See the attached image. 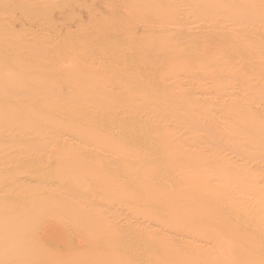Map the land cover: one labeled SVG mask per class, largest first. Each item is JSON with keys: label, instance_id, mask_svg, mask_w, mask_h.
<instances>
[{"label": "rangeland", "instance_id": "374dc122", "mask_svg": "<svg viewBox=\"0 0 264 264\" xmlns=\"http://www.w3.org/2000/svg\"><path fill=\"white\" fill-rule=\"evenodd\" d=\"M27 1H24L22 8L12 7L1 15L5 24H16L23 31H15L16 35L11 32L9 34L13 35H8L9 38L0 37V40L8 41L15 36L20 40L22 32L28 31L34 33L36 39L45 38L42 41L49 46L57 32L63 31V26H66L70 34L64 31L62 34L67 37L61 41L81 47L91 38L85 34V37L80 36L75 33L76 29L85 33L88 28L93 30V25L99 22L103 24L105 18H111L103 1L117 5L120 18L125 8L134 14L135 17L129 14L128 18L122 19L125 24L129 20L140 23L143 20L149 25L155 23V26H162L160 24L167 21L188 22L185 28L171 24L163 35L174 38L178 49L190 45H193L194 51L208 48L209 56L197 64V71L193 69L191 73L187 70L191 74L180 76L179 84L188 83L191 79L196 83L200 78H206V98L221 101L229 100L230 96L219 98L213 95L217 88H223L229 94L233 89L239 91L234 97L238 101L233 108V111L240 113L239 117L250 110H264V90L260 87L264 85V0H146L156 4L167 1L170 10L164 8L162 11H152L147 4L137 5L130 0L126 7H122V0H100L102 3L99 5L95 0ZM47 7L52 10L49 11ZM57 7L67 9L66 17L61 22L57 21L58 12L54 14ZM26 10L35 14L34 17L26 15ZM170 11L173 14L175 11V14L171 15ZM69 14L74 15L68 18ZM26 20L28 23L24 22ZM22 21L24 24H21ZM138 31L134 29L133 33ZM241 31L246 38L249 37L246 39L249 46L246 44L243 54L236 55L235 49L232 51L228 45V49L225 47V41ZM84 49L83 46L79 51ZM221 49L229 50L238 60L231 58V63H220L227 71L235 68L237 72L219 79V68L209 70L208 66L213 52L221 53ZM36 52L24 58L42 60L44 56ZM57 53L55 63L58 69L64 68L70 57ZM245 53L250 55L246 57ZM150 55L153 56L152 53ZM24 58L9 56L2 58L0 64L11 69H26L29 66L23 64ZM135 58L141 59V55ZM81 59L79 64L90 61L83 55ZM95 64L96 70H99L104 63ZM44 72L41 70V73ZM38 74L36 77L33 73L28 75L19 82L16 91L10 89L0 94V99L6 100L4 113L25 114L27 118L21 119L23 122L18 125L17 120L4 122L0 116V124L20 128L18 132H7L0 138V264H264L263 259L260 261L259 256L255 257L256 254L250 260L242 255L247 261L236 259L235 252L241 249L224 250L210 240L213 238L221 243L228 241L241 231V227L252 234V225L264 228V199L260 194L264 191V173L256 171L260 168L264 170V147L257 144L263 139L264 146L262 130L259 136L253 138V143L259 145L258 148L254 144L258 148L256 150L261 148V153L252 151L254 146L249 143L247 146L252 149L244 146L237 151L223 138L228 131L222 125L225 120L218 119L217 124L222 126L219 132L207 130L202 125L193 129L192 114L181 106L178 110L158 113L159 119L164 122H157L156 126L166 128L165 132H153L140 125L135 117L127 116L113 121L111 127L112 131L121 128L124 132L120 135L122 140L112 138V133L106 139L100 136L81 139L82 131L77 125L87 126L90 123L84 119L75 123L70 115L82 106L85 98L75 99L73 103L66 100L71 91L68 75L58 79L65 99L55 108L33 99L30 91L18 92L17 89L26 86V83L42 80L37 78L42 76ZM106 74L110 75L109 70ZM145 74L151 77L155 73ZM145 74H138V77L142 78ZM86 78L79 80L85 81ZM181 86H169L166 81L160 90L152 93L151 102L154 103L159 97L161 107L168 102L180 106L183 100L177 96L179 89L188 87ZM48 93L45 95L48 96ZM189 93L194 100L200 96L195 90ZM141 94L147 96L142 85L127 86L123 95L111 101V110H118L127 99ZM105 96L100 95L101 98ZM33 117L37 119L35 122H32ZM104 123L98 127L102 126L103 129L108 126V123ZM253 130H243L241 138ZM159 134L166 136L167 144L160 140ZM194 134L206 137L225 153L232 155L231 152L235 151L232 157L244 158L247 149L252 151L251 154L256 153L255 157H261L253 159L246 156L253 170L248 176H241L236 170L221 165L225 154L214 155L212 148L200 153L199 145L192 148L189 139ZM164 146L168 153L163 155L161 149ZM257 163L259 168L255 166ZM256 174L261 178L258 179V191L244 190L247 200L240 203L242 191L236 178L243 180L242 183L255 185L251 179ZM25 176L41 182L30 185L28 182L24 185L17 183L19 178ZM217 179L220 180L218 188L209 193L210 182L217 183ZM192 242L197 244L193 246ZM66 255H69L68 258L63 259Z\"/></svg>", "mask_w": 264, "mask_h": 264}, {"label": "bare ground", "instance_id": "6f19581e", "mask_svg": "<svg viewBox=\"0 0 264 264\" xmlns=\"http://www.w3.org/2000/svg\"><path fill=\"white\" fill-rule=\"evenodd\" d=\"M24 1L26 2L27 0H8V1L0 0V37L1 38L7 39L8 35H13L9 33L14 32L16 35L15 31H23L22 28L21 29L19 28V26L18 27L15 26L16 24H13V23L9 25L5 24L6 21L4 22L1 20V17H2L1 15L5 10L10 9L12 7L22 8L23 3L25 4ZM122 1H123L122 2L123 4L121 3L122 7H126V5H129L128 0H122ZM213 1L214 0H210V2H213ZM27 2H30V1H27ZM103 2H105L104 6L108 7L107 9L111 14V18L110 17L108 19L105 18L102 22L103 24L99 22L98 25H93L94 26L93 30H89L88 28L86 29V31L87 30L88 31L85 33L83 31L81 32V29H76L75 33L79 34L80 36H84L85 34L87 35L86 37L91 38L89 42L85 43L81 47L72 45V44H67L66 41H61V39L67 37L66 35L62 34L64 33V31L66 32V34H70L67 32L66 26L65 27L63 26L64 28L63 31L57 32L58 35L55 36L54 41L52 40L50 42L49 46L45 44L47 42L42 41L43 39H45L43 38V36H42L43 39L41 38L36 39V36L34 35V33L28 32V31L22 32V36L20 40H17L16 38L18 37H16L15 35H14L15 37H13L12 39L8 41H6L5 39H3L2 41L1 39L0 40V60L2 58L9 57V56L10 57L21 56L24 58L26 56H29L31 52H36V51L39 54L43 55L44 58L42 60L39 58H35V59L32 58V60L28 59V57L24 58L23 64L25 66H29L26 69H14V68L11 69L8 66H4L0 64V94L10 89L11 90L15 89L16 91V87L18 86L19 82H21L23 79H25L28 75L32 73L33 75H35L34 77H36V75L39 73L42 76H38L37 78L40 77L42 78V80L40 81L34 80V82L33 81L28 82L25 84L26 86H21L17 90L18 92L19 91H27V92L30 91L31 97L33 99H35L36 101H40V102L42 101L46 104L48 103L50 106H53L55 108V105L60 104V102L62 103V99H65L64 95L61 94L63 90H62V85L58 81V79L60 78V76H63L65 74L68 75L69 76L68 85L69 84L71 85V88H70L71 91H69L66 100H70V103H73L75 99H79L81 97L85 98V102L83 103L84 105L82 104L81 107L76 108L77 110L75 112H71V115H70L71 121L75 123L79 122V120H82V119L90 123V125H87V126H84L81 124L77 125L78 129L82 131L81 139L83 138L91 139L97 136L105 137L106 139L108 138L109 134L112 133V138L122 140L120 135H122L124 132L121 131V128L118 127L117 131H114V130L112 131L111 127L113 125V121L118 120L120 118L123 119L127 116L135 117V119H138L140 125H142L144 128L151 129L153 132H159V131L165 132L166 128L162 129L161 125L156 126L157 122L159 124L164 122V120L159 119L158 113L160 111L168 112L170 110H178L179 107L181 106L185 107L187 111L189 112V114H192L193 116L192 128L193 129H196L195 127L197 125H202L207 130L214 129V130H217V132H219V130L222 129V126L221 124H217L219 122L218 119L225 120L224 122H222L223 123L222 125L226 127L228 131H227V135L224 136L223 138L237 151H241L244 146L248 145L247 143L251 144V146L252 145L254 146L256 142L253 143V141H255V139L253 140V138L259 136L260 130L263 131V135H264V110L263 111L262 110H250L247 113H245L242 117L238 116L240 115L239 112L233 111L234 105L238 101L234 97L239 94V91H236L235 89H233L231 94H229L223 88H217L212 93L213 95H216L219 98L230 96L229 100L221 101L219 99L206 98V93L208 90V86L205 82L206 78L205 79L200 78L196 83H194L193 80L190 78L191 80L188 83L179 84L180 76L186 77L187 74H189L190 72L193 73L192 72L193 69H194V72L197 71V64L201 62L205 58V56H209L208 55L209 53L207 51L208 48H206V46H205L206 49L200 48L199 50L196 49L197 51H194V49H192L193 45L192 47L190 45V47L187 46V47H182L178 49L176 46V40L174 38L172 37L166 38L163 35V33H165L166 29L171 24L172 25L178 24L181 27L185 28V26L187 25L186 23L188 22L180 21L177 23H171L167 21V22H162L160 24L162 26H155V23L154 25L152 24L149 25L148 23H144L145 21L143 22V20L141 21V23L135 22L136 20L134 22L129 20L127 21V24H125L122 19H125L127 15L131 14L130 11L127 8L125 9H127L128 11L127 10L125 11V9H123L124 12L120 18L117 13V8H118L117 5H114L111 2H106V1H103ZM113 2L115 3V1ZM130 2L131 3L134 2L137 5L147 4V6H150V8H152L151 9L152 11H157L159 9L162 11V9L164 8L165 10H168V9L170 10V6L167 4V1L163 3H159V4L150 3L146 0H130ZM95 3L96 4L98 3L99 5L102 2L100 0H98V2L97 0H95ZM35 6L37 7V3L35 4ZM135 7L136 9L139 10L138 6H135ZM41 8H43V6H41ZM57 8H56L57 10L56 11L54 10L55 12L54 11L53 12L54 14L58 12V14L56 15H58L59 20L57 21L61 22L62 19L66 17L65 11H67V9L65 7H57ZM50 10L52 9L50 8L49 11ZM29 11H27L25 14L33 18L35 14ZM80 11H79V14H81ZM173 12L175 14V11ZM174 14L171 13V15H174ZM73 15L74 14H69L68 18L73 17ZM86 17H87V14H86ZM51 18L53 17H50V19ZM204 19L205 18H203L202 21H204ZM24 22L28 23L27 20ZM24 22L22 21V23L21 22L20 23L24 24ZM134 29H138L139 31L137 33H133ZM234 29L235 28H233V30ZM246 32H249V31L247 30ZM45 37L47 36L45 35ZM232 37L233 38L231 40L228 39L227 41H225L226 42L225 47H227L226 45H228L229 50L235 49L236 55L241 54V53L243 54V50L246 49L247 47V46L245 47V45L247 44L246 39H248L249 37L246 38L243 35L242 31L239 33L235 32V35H232ZM80 38L81 37H79V39ZM260 38L261 37L259 36V39ZM252 40L253 39H251V41ZM4 41L6 42L3 43ZM101 41H107L111 44H104V42H101ZM83 46L85 49L82 51H79ZM202 46H203V43H202ZM223 47L224 46H222L221 48ZM135 48L137 49L135 50ZM229 50L221 49V53H217L218 51H220L218 49L217 52L216 50L215 52L212 51L213 56L212 57L210 56L212 58V61L209 64L208 69L210 70L211 68H214V69L219 68V71H218L219 79H222L225 76H228L230 74L237 72L235 68L231 71H227V69L224 68L222 64H220V63H223V64L231 63V58L238 60L236 56L235 57L232 56ZM57 52L61 53L62 55L64 54V56L66 57L67 56L70 57V58H67V62H66L67 65H65L66 67L64 66V68L58 69L57 64L55 63V61H57L58 59L56 58V54H55ZM79 52L80 54L85 56L87 59H90V61L85 62V60L83 59L84 60L83 62L85 63L79 64L80 59L82 58V55H80ZM189 52L191 53L187 54ZM150 53H152L153 56L150 55ZM248 53L247 54L245 53L246 57L250 55ZM138 55H141V59L135 58ZM188 56L189 57L192 56L191 59H188L189 58ZM216 56H218V58ZM52 60H53V63H52ZM96 62H98L99 65L104 63L108 66H105L104 64H102L101 68L99 70H96V64H95ZM64 63H65V60H64ZM94 69L96 71H94ZM180 69L183 71H181ZM41 70H45L46 73L45 72L41 73ZM107 70H109L110 75L106 74ZM187 70L190 72L188 73ZM153 72L155 74L158 73L157 76L155 74H152V76L150 77L145 74V73H153ZM138 74L139 75L145 74L146 76L141 75L143 76L141 78V77H138ZM82 77H87V78L85 81L79 80ZM166 81L169 82V86H181L182 85L181 88L183 86H188L187 89H182V90L179 89L177 96L183 100L180 106L175 102H168V103H165L164 106L161 107L160 102H159V97L158 99H156L154 103L151 102L152 93L156 90H160ZM129 85L130 86L142 85L145 89V92L147 93V96L141 94V95H137L136 97H131L127 99L120 106L118 110H111V106H110L111 101L114 98H118L121 95H123L124 91ZM47 86L49 87V89L47 88ZM260 87L262 90H264V85H261ZM99 89H102V91H99ZM46 90L51 91L49 93L47 92L49 94L48 96L45 95L47 94L45 92ZM194 90L198 94H200V96L199 95L198 97L196 96L197 98H195V100L189 96L190 94L189 92L192 93V91ZM66 94L67 92L65 93V95ZM95 94H98V95L95 96ZM101 94H104L106 96L104 98H101L100 97ZM5 103H6V100L4 98H1L0 99V116L2 117V121L9 122V121L17 120V124L20 125L23 122V120L21 119H27L25 114L21 116L20 114L13 115L9 113H4L3 106ZM60 111H62V106H61ZM36 120L37 119L35 117L32 118V122H35ZM104 122L108 123V126L104 127L103 129H101L102 126L99 128L98 127L99 124L100 123L101 125L102 123L105 124ZM19 129H20L19 126L14 127V128L12 127L9 128L3 124H0V138L2 137V135L4 136V134L7 132L14 131L15 133V132H18ZM247 129H254V130L252 133L245 135L244 137L241 138V136L244 135L243 130H247ZM159 138L161 141L167 144V138L166 136H164V134H161V135L159 134ZM75 140L78 141L79 139L75 138ZM154 142H156V140ZM189 142H191L190 145L192 148L199 145L198 152L200 153L204 152L206 148L208 149L212 148L211 151H215L214 155L225 154L223 155V161L221 165L224 168L236 170L238 173H240L241 176H248V173H251V171L253 170L252 166L250 165L251 162L247 160V157L249 158L254 157L253 159H256L259 157V156L255 157L256 153L251 154L250 152L257 151L256 149L259 148V145L257 144H261L262 148L264 147L263 139H262V142L255 144L256 146H258V148L254 146V148L252 147L254 150L250 151V149L252 148L247 146V148H250V149L249 150L247 149L246 152L244 153L245 157L239 158L237 156L238 158H236V157H232L233 153H236L235 151L231 152L232 155H230L229 153H225V151L211 144L207 140V138L204 136L194 134L192 138L189 139ZM201 146H204V147H201ZM260 150H258L259 152L257 151V153H261ZM167 153H168V149L166 146H164V148L161 149V154L164 155ZM255 166H257L258 168L260 167L259 163H257ZM258 170L263 171L264 173V170H261V168L256 169V171ZM258 174H256L251 179L253 182H255V185H251L248 183H242L243 180L236 178V180L239 182L238 188L240 189V191H242L241 197L239 198L240 203L241 201L247 200V198L244 197L246 195L243 194L244 190L247 189L248 191H258L259 180L261 179L259 178ZM17 181H19L17 183L23 184V185L26 184L27 182L29 183V185L30 184H40L41 182L39 179H33V178H30L29 176H25L24 178H19ZM215 181L217 183L210 182L212 186L209 190V193H212L215 189L218 188L219 186L218 184L220 180L217 179ZM260 194L263 195L262 199H264V191L260 192ZM252 226L257 228L255 230L253 227H251L253 234L248 232V230H242V227H241V231L236 232L232 236V238L228 241L221 243L213 238H210V240L214 243L215 246L222 247L224 250L234 249L233 251H236V249L238 248L241 249L243 252H241V250H237L235 252L236 259L241 258L242 260L243 258L242 255H245L246 258L250 260L252 256H255L256 254L255 257L259 256V260L263 261L264 260V228L259 229L258 227H256V225H252ZM6 233L7 232L2 233L3 234L2 236H4ZM13 233H15V235L19 234V232H13ZM171 240L178 241L176 239H171ZM196 244L197 243L192 242L193 246H195ZM246 254H248L249 256H247ZM68 256L69 255L64 256L63 259H67ZM246 258H243V260L244 259L246 260ZM252 260H251V263H252ZM23 263L25 262L23 261ZM241 263L243 264V262Z\"/></svg>", "mask_w": 264, "mask_h": 264}]
</instances>
